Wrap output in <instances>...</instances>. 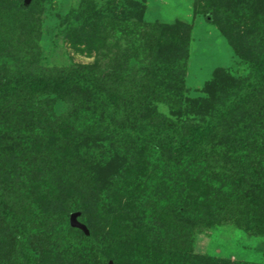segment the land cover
<instances>
[{
    "label": "rangeland",
    "instance_id": "1",
    "mask_svg": "<svg viewBox=\"0 0 264 264\" xmlns=\"http://www.w3.org/2000/svg\"><path fill=\"white\" fill-rule=\"evenodd\" d=\"M1 11L0 73L43 84L27 98L33 107L24 101L0 110V211L29 220L37 264H264V234L212 222L186 198L197 188L196 180L188 184L190 173L205 170H171L168 144H152L151 134L149 145L118 140L104 120L107 104L70 86L79 70L98 79L105 96L119 95L116 125L186 137L204 126L216 100L256 74L264 0H0ZM20 14L37 32L28 53L17 35ZM119 25L138 27L134 40L119 37ZM154 26L147 68L138 36ZM255 95L264 101V77ZM248 116L239 111L218 134L231 138L235 153L262 147L264 159V116ZM240 160L228 163L225 176L236 188L244 180V189H256L258 179L241 171ZM212 182L213 200L236 205L231 181ZM243 203L252 215L260 205L256 225L263 226L264 196ZM181 208L185 217L174 227L160 225V214ZM138 227L149 229L151 242L131 240ZM12 233L0 220V264H22Z\"/></svg>",
    "mask_w": 264,
    "mask_h": 264
},
{
    "label": "trees",
    "instance_id": "2",
    "mask_svg": "<svg viewBox=\"0 0 264 264\" xmlns=\"http://www.w3.org/2000/svg\"><path fill=\"white\" fill-rule=\"evenodd\" d=\"M3 14L4 12L1 11L0 17ZM20 16L17 35L20 43L27 50H24V52L26 51L28 53V51L31 52L37 47L33 41L36 40L35 34L37 32L33 29L27 15L20 14ZM0 23H2L1 18ZM122 27L119 25V28L117 29L119 37L126 41L134 40L135 32L133 30L137 29L138 31V27L136 28L133 26L131 29L128 28L130 27L129 25ZM155 28V26L147 27V29L145 28L146 30L138 36L142 38L141 40H144L143 42L147 46L145 49L146 51L143 52L144 60L142 61V64H146L145 66L147 68L153 67L151 60L156 53V48L154 47V38L156 36L154 33ZM4 35L5 34L0 29V36H3L4 38ZM32 43L34 44L33 46ZM132 45L134 47L136 46L134 41L132 42ZM140 61L141 60H139L138 63H140ZM75 72L76 78H74L75 80H71V82L74 81V83L70 82V86L74 84L81 92L85 94H93L99 100L107 104L104 113V120L107 127L115 132L117 138L122 137L124 141L129 143V145L136 143L142 146L150 144L151 138H149V135L151 134L152 144L153 141L155 143L166 142L165 144H168L165 149L166 154H163L171 161L169 165L171 170H177L180 167H195V169L201 168L205 170V175L201 174V172L190 173V183L188 182V184H191L196 180L195 183L197 188L194 190L189 189L188 192L185 190L186 187H184L183 192L184 194L188 192L186 198L189 196V200L192 204L197 206L199 203L202 206V212L204 213L202 214L207 216L208 219H211L210 221L216 223L232 221L235 226L244 227L245 229L252 231L254 234H264V225H256V223H259V219L256 218L257 215L261 213L260 205L259 207L257 206L258 209L255 210L252 215L249 210H245L246 206L244 205L246 204L243 203L245 201L256 202L257 199L259 200L260 197L264 196V177L259 175V169L262 168V170H264V159L259 153H257L262 147L254 151L242 149L238 153H235L236 150H234V143L231 138L226 134L223 136L218 134L219 129H222V126H225L232 121L241 110H244L247 116L250 115L248 116L249 118L254 117L259 119L264 116V101L258 99L255 95L261 77H264V55L259 59V64L255 71L256 74L252 79L240 87L237 92L228 94V96L216 100L215 103H213L211 115L205 122L204 126L194 127L186 137L179 136L175 130L172 131L170 129L159 131L155 128H149L147 131L139 129L136 131L129 129L122 124L116 125V120L122 113L123 108V105L120 106L118 104L119 100H121L119 95L114 93L110 96H105L97 84L99 82L98 79H95L94 77L86 78L83 75H80L79 70H76ZM19 78L20 77L17 74H10L9 71L4 74L0 73V81H2L0 85V110L1 107H3L2 109L4 110L7 105H14V103H18V107L24 106V101L27 102L26 106H34L33 104H30L31 102H29V100L27 101V98H34V92L40 91L43 88V84L39 83L36 78H33V75L27 77L26 83H23L22 81V83H20L17 80ZM118 140H120V138ZM238 158H241L239 163V165H241V171L247 176H253L255 179H258L256 189L250 190L248 187L247 189H244L243 187L246 185L244 180L240 181L241 183L238 184L240 189H238L239 187L236 188L233 184L235 178L231 180L230 176H225V169L228 163L236 162ZM212 179L214 181H221L222 183L231 181L228 185L230 190L236 193V196H234V200L237 202L236 205L231 207L229 204H220L211 198L215 195L214 187L212 186L214 182H212ZM241 191H244L245 197L241 196ZM5 195L6 194L0 190V209H5V206L3 205L6 201L4 198ZM256 204H258V202ZM186 212L188 211L186 210ZM183 217H185V210L183 208L173 212L166 210L159 215L158 221H160V225L166 224L170 227H174ZM0 220L4 221L5 224L7 223L11 227V230L14 232L12 235L17 238L16 245L18 251L21 253V263L37 264V260L30 248L32 228L26 216L17 212H11L10 210L4 212L0 211ZM123 220L126 224L132 222L129 218H123ZM148 230H146L145 227L134 229L131 231V240L136 243L151 242L153 234ZM139 234L143 237H140Z\"/></svg>",
    "mask_w": 264,
    "mask_h": 264
},
{
    "label": "water",
    "instance_id": "3",
    "mask_svg": "<svg viewBox=\"0 0 264 264\" xmlns=\"http://www.w3.org/2000/svg\"><path fill=\"white\" fill-rule=\"evenodd\" d=\"M30 0H25V3L28 4Z\"/></svg>",
    "mask_w": 264,
    "mask_h": 264
}]
</instances>
